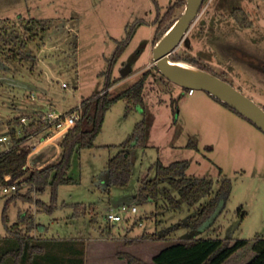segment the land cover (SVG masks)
Masks as SVG:
<instances>
[{
    "label": "rangeland",
    "instance_id": "rangeland-1",
    "mask_svg": "<svg viewBox=\"0 0 264 264\" xmlns=\"http://www.w3.org/2000/svg\"><path fill=\"white\" fill-rule=\"evenodd\" d=\"M156 1L159 14L155 0H0V26L19 33L15 44L0 42V127L5 130L17 117L25 118L29 125L50 112L67 114L81 109L98 92L116 96L150 72L144 90L145 113L133 105L128 109L125 100L108 110L96 147L72 158L68 174L79 183L58 187L52 211L37 203L52 205L50 187L39 193L23 184L9 194L0 187V238L8 236L3 221L7 201L19 194L23 197L16 198L8 210L10 226L19 221L21 213L32 214L47 228L33 231L36 239L82 245L85 264H124L119 261L122 252L132 254L135 264H151L156 251L189 237L201 206L210 200L206 197L194 208L182 205L177 210L164 199L158 203L139 199L138 189L158 160L165 165L188 160L189 177L215 181L212 196L224 178L231 180L228 201L201 237L264 238V133L250 128L249 121L234 118L232 112L219 111L205 90L196 89L190 95L189 89L156 68L155 20L160 21L175 0ZM183 11L184 7L178 9L174 17ZM31 19L49 23L33 35L25 29ZM138 19L146 23L112 65L115 40L126 38L128 26ZM14 48L26 55L24 60L21 56L9 59ZM177 52L223 74L238 91L264 108V0H208ZM127 66L131 72L124 76ZM109 80L116 83L106 89ZM144 119L147 148L131 152L134 169L128 187L109 186V161ZM23 135L21 131L19 137ZM52 135L51 129H45L24 144L31 152L45 153L42 167L57 162L62 153V137ZM190 141L198 144V150L188 147ZM11 143L8 138L1 150ZM33 158L28 165L39 167L32 165ZM79 203L91 209L86 216L73 218L71 206ZM124 205L137 206L138 212L124 214L123 222L111 226L106 220L108 212ZM14 245L13 239L2 240L0 251Z\"/></svg>",
    "mask_w": 264,
    "mask_h": 264
},
{
    "label": "trees",
    "instance_id": "trees-1",
    "mask_svg": "<svg viewBox=\"0 0 264 264\" xmlns=\"http://www.w3.org/2000/svg\"><path fill=\"white\" fill-rule=\"evenodd\" d=\"M207 1L204 0L202 8ZM155 3L159 14L160 6L156 0ZM185 5L186 0H175L160 21L159 18L155 20L158 25L154 46L179 19L180 16L174 17V15L178 9L182 7L185 9ZM239 13L234 11V15L238 20L239 16L237 14ZM48 23L49 21L31 19L27 21L25 29L28 33L36 35L38 29H46ZM145 23L144 19L136 20L128 26L126 38L115 40L117 48L112 65L125 52L138 28ZM240 23L242 24V21ZM7 30L6 26H0V42L7 45L15 44L18 41L19 33ZM5 36H7V39H5ZM11 51L10 60L15 61L19 56H21L20 60H24L26 57L22 51L16 48ZM170 58L174 62H187L227 81L223 74L216 73L211 67L192 56L176 51ZM149 73V71L144 72L138 82L116 96H111L109 91L102 95H99L98 92L85 101L81 109H76L78 112L76 125L60 139L62 153L59 160L42 168H31L28 165L31 149L25 147L24 144L31 137L45 130L47 125L44 122L36 120L29 125H25L21 122L22 117H17L8 123V130L0 127V138L7 135L10 142H12L8 149L1 150L0 148V187L16 184L17 189L12 192H17L25 184L39 193H43L50 187L52 190V205L48 206L40 200L37 203L46 210L52 211L57 202L58 187L79 183L68 174L71 169L72 158L75 153L96 147L95 141L102 131L108 110L118 101L125 100L128 103V109H131V105H133L136 108H141L145 113L144 90ZM115 83L109 80L106 89H110ZM212 97L239 114L226 103L214 96ZM146 130L147 124L146 119H144L136 125L132 134L120 145L121 151L109 161L107 170L109 186L128 187L134 169L131 152L136 148H147ZM21 131L24 133L22 138L19 137ZM1 144L0 142V146ZM188 147L198 150V144L195 141H190ZM190 166L191 163L188 160L176 161L169 165H165L158 160L149 170V175L154 173V177L151 178L148 175L138 189L139 199L155 203H158L160 199H164L167 204L177 210H180L182 205L194 208L201 200L210 197L208 203L201 206L197 217L194 219L189 237L171 241L167 246L156 251L151 258V264H264V238L201 237L200 233L210 230L217 216L222 212V208L231 195L232 182L230 179L224 178L218 191L212 196L215 181L211 178L189 177L187 172ZM7 177H9L8 180ZM18 197L23 196L18 194L11 197L4 209L3 221L8 236L0 238V241L13 239L15 245L10 249L0 251V264H85L84 251L80 247L82 245H76L67 240H45V242H42L44 240L36 239L32 234L33 231L42 232L47 228L37 223L32 214L21 213L19 221L10 226L8 210L11 203ZM71 207L74 208L73 218L86 216L91 209V206L80 203ZM111 226H114V224H111ZM158 240L159 238L155 239V241ZM118 254L119 261L124 262V264H135L137 262V259L130 253L122 252Z\"/></svg>",
    "mask_w": 264,
    "mask_h": 264
},
{
    "label": "water",
    "instance_id": "water-1",
    "mask_svg": "<svg viewBox=\"0 0 264 264\" xmlns=\"http://www.w3.org/2000/svg\"><path fill=\"white\" fill-rule=\"evenodd\" d=\"M203 3L204 0H186L183 13L154 48L155 64L170 80L187 89L205 90L264 132V108L238 91L232 84L203 70V74L198 76L186 75L178 72L172 65L170 56L181 46L198 20ZM130 72L131 67L127 66L122 74L126 76Z\"/></svg>",
    "mask_w": 264,
    "mask_h": 264
},
{
    "label": "built area",
    "instance_id": "built-area-1",
    "mask_svg": "<svg viewBox=\"0 0 264 264\" xmlns=\"http://www.w3.org/2000/svg\"><path fill=\"white\" fill-rule=\"evenodd\" d=\"M63 86L66 87L67 85L64 84ZM194 92H195V89H189V94H193ZM77 119H78V112L75 110L67 114H58L55 112H50L46 115L45 114L42 115V117L38 119V121L41 120L47 125L45 129H51V131L53 132V135H52L53 138L60 139L71 128H73L76 125ZM21 122L26 124V119L22 118ZM8 138L9 137L7 135H3L0 138V142L1 143L6 142ZM29 158H30V155H29ZM8 179L9 177H7V180ZM16 189H17L16 184L12 186H2V190L4 191V193H10L12 191H15ZM136 212H138L137 206L124 205L117 210L111 209L106 216V220L110 222L111 224H117V223L124 221L125 219L124 214L136 213Z\"/></svg>",
    "mask_w": 264,
    "mask_h": 264
},
{
    "label": "crops",
    "instance_id": "crops-1",
    "mask_svg": "<svg viewBox=\"0 0 264 264\" xmlns=\"http://www.w3.org/2000/svg\"><path fill=\"white\" fill-rule=\"evenodd\" d=\"M189 91V90H188ZM195 94V92L193 93V94H190V95H194ZM210 95V94H209ZM207 99H209V101H213V103H214V107L215 108H217L219 111H221L222 109H224V110H226V111H228L229 113H234V114H232V115H236V116H234V118H236V119H240V121H245V120H247L246 118H244L243 116H241V115H239V114H237L236 112H234L233 110H231L230 108H228L227 106H225L224 104H222V103H220V102H218L217 100H215L211 95H210V98L208 97ZM212 99V100H211ZM237 116H240L241 118H237ZM242 119V120H241ZM247 121H249V120H247ZM250 122V121H249ZM251 124H247L248 126H251L250 128H255V130L256 129H258V133L259 134H261L263 131L262 130H260L255 124H253L252 122H250ZM246 129H249V128H246ZM261 131V132H260ZM264 133V132H263ZM36 153H40V152H30V158H29V160L31 161V157L34 155V158H33V160H32V165H34V166H36L37 164L39 165V167H37V168H42V159L45 157V153L44 152H42L41 154H36ZM36 154V155H35ZM53 160H54V158H53ZM49 160H47V162H48ZM45 164V163H44Z\"/></svg>",
    "mask_w": 264,
    "mask_h": 264
},
{
    "label": "bare ground",
    "instance_id": "bare-ground-1",
    "mask_svg": "<svg viewBox=\"0 0 264 264\" xmlns=\"http://www.w3.org/2000/svg\"><path fill=\"white\" fill-rule=\"evenodd\" d=\"M173 67L180 73L190 75V76H198L203 74V71L197 67H194L190 64L184 63V62H174L171 61Z\"/></svg>",
    "mask_w": 264,
    "mask_h": 264
}]
</instances>
